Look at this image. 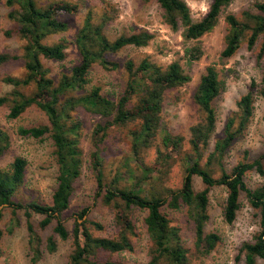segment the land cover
<instances>
[{"label":"rangeland","instance_id":"rangeland-1","mask_svg":"<svg viewBox=\"0 0 264 264\" xmlns=\"http://www.w3.org/2000/svg\"><path fill=\"white\" fill-rule=\"evenodd\" d=\"M190 9L192 21L200 20L208 11L212 0H184ZM38 6L44 7L53 2H66L77 6L75 11H59L58 19L67 23V29L47 35L43 42L54 44L61 42L65 47V57L62 60L42 59L44 66L49 69V75L55 83L62 74L70 73L71 68L79 63L80 56L75 47L74 38L82 25L87 12H91L93 20L103 26L105 35L113 40L120 35H129L140 31H148L152 38L145 46L136 47L126 45L120 50L108 54L107 59L114 63V68L105 69L100 64L92 65L86 90L99 86L101 93L116 101L123 92L127 80L124 68L126 60H132L138 65L144 58L161 67H166L172 61H178L190 80L164 94L162 106V124L168 132L183 138L179 149L164 147L161 135H157L148 148L142 150L138 162L135 160L130 146L129 131L133 123L127 125H113L99 143L103 180L106 183L115 182L120 188H140L141 194L151 196L155 194L164 198L161 211L167 215L172 225H176L183 245L187 248V256L191 264H244L241 246L244 242L253 241L259 230V210L252 207L244 192L239 197L240 206L235 219L228 223L224 219L223 211L227 196L223 185L210 187L208 196L209 218L204 225L206 233H217L220 237L215 247L207 254L196 250L195 234L192 221L187 216V207L183 204L178 209H172L167 201L172 193H176L182 186L185 175V161L192 156L189 142L190 126L201 118L200 109L194 102L193 96L201 75L208 66H213L222 81L223 89L214 99L216 124L210 136L209 144L203 150L200 164L210 169L214 177L220 175V167L230 172L242 161H252L264 152V99L254 93V111L246 130L237 137L226 150L219 166L214 159L207 163V156L213 150L214 142L223 136L227 118L237 111V101L250 89V83L255 82L254 89L261 84V72L264 65V52L260 60L257 59L260 47L264 42L261 34L252 48L243 39L235 53L229 57L222 55L225 46L227 24L225 16L234 14L243 19V12L256 14L255 4L264 0H231L221 9L218 21L208 32L197 39H187L184 36V26L178 24L173 29L164 19L159 0H36ZM18 8L11 7L0 1V53L16 55L17 59H10L0 63V96L7 95L13 88L4 82V77H23L25 75L22 59L23 46L26 40L18 31L17 22L8 16V12ZM199 47L201 55L190 61L187 50ZM26 94L34 92V84L19 87ZM254 92V90H253ZM11 101L0 105V128L9 137L8 147L0 154V168L8 170L16 156L26 159L23 182L17 187L13 196L16 203L27 204L35 201L49 205L52 193L57 184L58 165L54 156V146L50 133L36 139L19 133V128L47 124L46 114L37 106L26 108L19 117L9 118ZM81 122L79 146L82 150V168L75 179L74 190L71 194L68 208L62 213L61 219L71 232L74 220L78 218L83 208H88L86 218L102 224V229L91 228L92 234L102 237H115L118 228L114 223V210L102 201L103 190L97 187L91 170L90 153L95 150L93 131L97 122H104L99 116L77 107L73 112ZM160 150L161 153H157ZM161 157L164 159L161 160ZM187 157V158H186ZM144 167L150 171L146 175ZM131 170V171H129ZM133 173V175H132ZM138 181L139 184L136 185ZM244 181L249 188L264 184V175L255 170L244 174ZM135 184V185H133ZM193 188L199 191L204 184L198 175L193 176ZM2 217L0 228L8 224L12 207L0 205ZM20 223L12 233L4 232L0 237V262L5 264H68L73 250L72 239L57 237V249L54 252H43L42 257L31 261L28 249L26 217L24 209L16 210ZM147 210L135 208L132 212L136 235L132 236V251L116 253L98 252L101 259L111 258L123 264H148L150 260L151 241L148 237L144 218ZM42 215L31 211L30 220L36 226L43 242L53 234L51 223L47 228L40 229L38 222ZM9 225V224H8ZM256 264H264V260L257 258Z\"/></svg>","mask_w":264,"mask_h":264},{"label":"trees","instance_id":"trees-1","mask_svg":"<svg viewBox=\"0 0 264 264\" xmlns=\"http://www.w3.org/2000/svg\"><path fill=\"white\" fill-rule=\"evenodd\" d=\"M1 1V0H0ZM9 7L17 4L18 8L8 12L18 24L20 35L26 40L23 46L22 59L26 70L23 77H4V82L13 86L7 95L0 96V105L11 101L8 117L17 118L29 106L35 105L42 110L48 123L19 128L24 136L40 138L50 133L54 146V156L58 165L57 184L52 193L51 203L41 204L35 201L27 204L16 203L13 196L17 187L23 182L26 159L16 156L10 168H0V205L12 207L11 217L4 229L0 228V237L4 232L12 233L19 225L17 209H24L26 229L28 233V249L31 261H38L43 252H54L57 249V237L64 240L72 239L73 250L68 264H123V262L105 258L101 259L98 252L116 253L132 251V236L136 235L132 212L135 208L147 210L144 218L146 231L151 241L148 264H191L187 256V248L182 243L179 229L172 225L170 219L161 211L164 198L151 194H141L140 188H120L115 182L106 183L103 180L99 143L107 130L113 125L133 123L130 129V146L135 160L138 162L143 149L153 143L157 135H161L164 147L179 149L183 138L173 135L161 126L164 94L167 90L181 86L190 80L178 61H172L166 67L144 58L135 65L132 60H126L124 68L127 80L123 92L114 101L101 93L99 86L86 90L89 82L88 74L93 64L98 63L105 69L116 65L106 57L126 45L136 47L148 44L152 35L148 31H140L129 35H120L110 40L104 33L103 26L93 20L91 12H87L82 25L78 29L74 43L80 56L79 63L74 65L70 73L61 75L57 83L49 75V69L44 66L42 59L62 60L65 57V47L61 42L46 44L43 39L50 34L67 29V23L58 19L59 11L72 12L77 6L66 2H53L44 7L38 6L36 0H4ZM231 0H212L207 13L198 21H192L190 9L184 0H159L165 21L176 29L178 24L184 26V36L187 39H197L210 31L218 21L222 8ZM257 13L243 12V19L234 14H227L225 22V46L222 55L229 57L235 53L240 42L246 39L247 46L252 48L258 37L264 34V2L255 4ZM264 42L257 59L262 58ZM190 61L201 55L199 47L187 50ZM16 55L0 53V63L17 59ZM34 84L33 93L26 94L19 87ZM223 84L218 72L213 66H208L201 75L194 92V102L200 109L201 118L190 126L189 142L192 156L185 161V175L181 188L172 193L167 204L172 209H178L184 204L187 216L192 221L196 250L202 254L209 253L217 244L220 237L217 233H206L204 225L209 218L208 192L213 185H223L227 196L224 206V219L232 222L240 206L239 197L244 192L249 204L259 210V230L253 241L244 242L241 252L244 264H256L257 258L264 260V184L255 188L247 187L244 174L255 170L264 175V152L252 161H242L235 165L230 172L223 167L218 177H214L210 169L201 166L203 150L209 144L211 134L215 129L216 111L214 99L221 93ZM255 82L250 83V89L237 101V111L225 122L223 136L214 142L213 150L207 156V163L216 160L222 166V159L233 141L247 128L254 111V93L264 99V65L261 72V84L254 89ZM254 90V92H253ZM77 107L93 113L104 122H97L93 131L94 147L90 153L91 170L97 187L103 190L102 201L114 210V223L118 228L115 237H102L92 234L91 228L102 229V224L89 221L84 216L88 208H83L78 218L74 220L71 232L68 231L61 219L62 213L68 208L73 183L79 177L82 168V150L79 146L81 122L74 117ZM9 137L0 128V154L8 147ZM161 153L160 150L157 152ZM187 158V157H186ZM164 159L161 157V160ZM131 171V170H129ZM149 167L143 168L146 175ZM133 175V173H132ZM198 175L204 188L195 191L193 176ZM140 183V182H139ZM138 181L136 185L139 184ZM135 185V184H133ZM31 211L39 213L42 218L38 222L40 229L53 224V234L43 242L36 226L30 220ZM2 210L0 209V219ZM0 264H5L1 263Z\"/></svg>","mask_w":264,"mask_h":264}]
</instances>
